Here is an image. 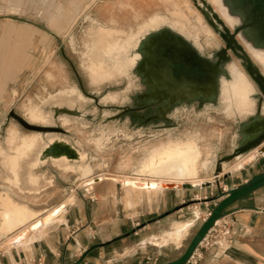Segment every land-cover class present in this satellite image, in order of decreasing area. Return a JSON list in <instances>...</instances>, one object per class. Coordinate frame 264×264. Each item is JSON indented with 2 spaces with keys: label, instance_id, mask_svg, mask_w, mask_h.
<instances>
[{
  "label": "rangeland",
  "instance_id": "rangeland-1",
  "mask_svg": "<svg viewBox=\"0 0 264 264\" xmlns=\"http://www.w3.org/2000/svg\"><path fill=\"white\" fill-rule=\"evenodd\" d=\"M101 1L102 19L99 18ZM171 1H174L173 5ZM200 8H204L200 0H0V41L5 29L11 25H22L28 30L22 39L25 57L20 66L12 75L8 74L4 78L0 76V151H13L7 144L11 145L17 140L18 131L21 134L37 131L23 127L9 116V111L12 110L32 124L62 128V131L40 132H55L74 148L85 153L82 159L84 163L77 166L59 164V167L47 158L30 169L28 162L40 148L37 144L20 161L17 185L10 182L16 180L15 176L14 179L9 178L12 172L2 159L7 157V163L13 166L14 158L0 153V192L9 190L21 203L57 200V203L66 204L78 194L95 200L98 196L97 188L102 187V214H135L137 205L147 208L152 196L156 194L142 191V196L129 200L121 184L114 182L113 178L155 179L152 175L151 177L148 173L139 171L140 166L168 146L184 140L196 142L200 149L202 167L198 169V177L210 176L216 159L230 152L235 146L239 124L250 114H226L219 101L217 87L214 102L177 103L166 111L168 121L159 118L146 121L141 117L134 118V110L141 116L150 113V107L140 105L142 97L138 95L144 93L145 85L135 73L134 66L127 68L125 74L111 78L115 74L113 68L105 67L102 60L95 62L88 59L103 57L106 63H110L107 55L94 49L95 33L102 37L105 53L114 54L125 49L128 41L121 38L135 32L142 21L163 18H171L172 21L185 20V28L190 31L189 34L172 27L167 21L161 22L158 28L176 34L180 31L183 36L178 35L185 38L199 53L213 55L222 47L223 41L206 21ZM200 15L211 33L202 29ZM150 32H156V29H150ZM144 34L142 32L137 35L138 39ZM115 35L121 40L119 37L114 39ZM194 36L201 43V49L194 45ZM10 40L13 41V37ZM135 51H138L136 46L130 47L126 56L131 57ZM229 56L223 64L224 67L235 63L252 81L244 70L242 61L230 51ZM221 76L229 78L228 75L220 73L217 79ZM252 83L255 88L252 94L254 97L259 91L253 81ZM72 87L85 97L77 99L75 92L66 94L75 98L76 102H81L77 114L71 112L73 107L54 103L59 91H71ZM107 93H115V99L102 100L101 97ZM36 108L42 110V114H37ZM62 108L64 111L60 110ZM62 115L68 117L69 121L62 123ZM47 116L51 119L50 123L46 122ZM42 135L45 138L46 133ZM24 139L22 137L23 141ZM14 150L21 149L17 146ZM30 171L38 174L37 185L28 180ZM87 184H91L93 189L87 191ZM211 195L213 194L209 192L202 199H185L179 207H189V212H192L194 205H197L201 210L198 203L208 202L206 198ZM212 207L213 203L202 208L204 210L203 214H199L200 221ZM26 228L28 227H22L17 233L25 232ZM190 238L189 234L184 245ZM149 247L153 253L160 249V254L156 258L147 259L142 254H137L134 249L113 256L106 253L102 257V264L166 262L178 252L169 248L162 251L159 246ZM1 253L0 262L8 263ZM37 261L21 264H37Z\"/></svg>",
  "mask_w": 264,
  "mask_h": 264
},
{
  "label": "crops",
  "instance_id": "crops-1",
  "mask_svg": "<svg viewBox=\"0 0 264 264\" xmlns=\"http://www.w3.org/2000/svg\"><path fill=\"white\" fill-rule=\"evenodd\" d=\"M100 11L99 18L102 19V1L100 2ZM165 21L183 33H190L185 28V20L172 21L171 18H163L150 22H145L144 20L138 25L135 32H130L126 35L128 38H121L127 39L128 45L120 52L126 53L130 47L135 46L142 38L138 39L137 35L142 32L147 33L150 29L158 28L160 23ZM200 24L203 25L202 29L205 32L210 31L204 25L203 20ZM27 32L28 30L22 25H11L5 29V33L0 41V76H3V78L8 74L12 75L24 59L25 46L22 39L27 35ZM94 35L96 38L93 46L94 49L101 50L103 55L114 57L112 53L107 54L103 50L102 37L96 33ZM11 37H13V41L10 40ZM118 37V35H115L114 39ZM194 40L198 41L196 36H194ZM101 58L104 59L103 57L95 59L99 61ZM88 59H92V57ZM66 94H70L68 89L59 91L58 95L67 97ZM253 98H257L256 101L254 100L253 105L255 112L253 110L250 111L247 107L248 105L237 103L238 100L236 98L232 99V97H230L227 103L222 105L223 111L225 110L224 112L228 115H232L233 113L241 116L250 114L248 118L242 121L248 122L257 114V104L259 102L258 93ZM260 101L262 107L259 115H264V99ZM54 102H56V99ZM41 111L36 108L37 114H42ZM22 137H25L24 141ZM26 137H28L27 140ZM41 142H43V137H39L36 132L21 134L18 131L17 140L11 145L7 144L8 148L13 150L12 152L7 153L1 146L3 149L1 151L2 155H8L14 158L13 166L7 163V157L2 158L6 161L4 165L12 172V176L9 178L14 179L13 171L18 176L17 170H19L20 161ZM263 143L264 141L261 144ZM17 146L19 150L21 149L20 151L14 150ZM254 151L256 149L241 154L227 163L233 164L238 159H243ZM254 154L251 160L247 161L240 168L232 171H227L230 168L227 165L226 168H223V171L230 174L226 179L220 181L219 187L222 190L236 187L264 170V152L257 153L256 151ZM56 164L59 166L58 163ZM213 166L210 171V176L199 178L198 180H201V182L213 181ZM97 192L98 196L95 200H90L88 196L84 195H74L72 201L66 203L65 209L44 228L42 233L38 232L31 241L24 244L26 245L25 247L18 245L8 250H0L2 257L5 256L8 262L18 261L21 263H30L39 260L42 264H70L83 252H86L82 264H102L104 254L109 253L112 256L125 254L132 249L147 259L156 258L160 254V249L156 253H153L154 251L149 249L151 245L152 247L159 246V248H162V251L168 248L178 250L176 255L168 259L169 261L179 256L188 243L184 245L187 236L189 234L192 236L202 223L196 214L193 216L186 215L192 214L194 210H200L197 205H194L192 212H189V207L179 206L185 202V199H202L209 192L214 194L216 189L214 184L210 187L163 188L156 196H152V200L149 201L147 208L143 209L137 205L138 208L135 214H102V187L97 188ZM59 203H57V200H47L40 203H21L16 201V204H23L35 210L38 216ZM212 203V201L198 203L201 208L200 214H203L204 209L202 208ZM222 216L229 218L234 224L233 241L231 244L223 242L204 250L203 258L199 264H264V185L235 199L223 210ZM21 226L23 225L12 229L6 235L9 234V236H12L16 234L19 232ZM176 226L183 228L181 229V236L177 240H169L168 244L165 245H159L153 242V237L161 240V238L167 236V232ZM6 235L0 239V242ZM181 247L183 249H180Z\"/></svg>",
  "mask_w": 264,
  "mask_h": 264
},
{
  "label": "bare ground",
  "instance_id": "bare-ground-1",
  "mask_svg": "<svg viewBox=\"0 0 264 264\" xmlns=\"http://www.w3.org/2000/svg\"><path fill=\"white\" fill-rule=\"evenodd\" d=\"M206 1L214 8L216 13L220 16V18L223 20L227 27L231 28L238 22L239 15L229 10L227 2L225 0ZM173 2L174 1H171L172 5ZM155 29L156 31L161 30V28ZM207 33H211V30L207 31ZM149 34V32L145 33V36H142V38L135 44L136 49H138V51L135 52L132 61H135L137 65L140 62H143V59H139L141 55L140 51L144 52V54L146 55L149 49L151 48V37L149 38ZM177 34L183 36V34H181L180 32H177ZM236 38L240 41L252 61L259 66L261 72L264 74V46H261V44L259 45L254 42L248 30L241 31L236 36ZM195 41L196 40H194V45L197 46V48L201 49V43L199 41H196V43ZM91 60L95 62L98 61V59ZM100 60H102V58ZM222 68L225 73H227L229 78L226 79L225 77L221 76L220 79H217V87H219V101L221 105L227 103L230 100V97H232V99L236 98L238 100L237 103L248 105V109L252 111L254 109V98L252 97V94L255 89L252 81L247 77L244 71L241 70L235 63H229L226 67L222 65ZM221 75L225 76L224 73H221ZM146 84L148 86L145 87L146 92L144 93V95L142 94L139 97H142L146 100L156 97V91L153 87L152 82L149 80V82L146 81ZM195 96H197L195 93H190L187 95L188 99ZM63 97L64 96L62 95H58L57 97H55L56 102L54 103L63 105L70 104L72 98L68 96L64 98ZM201 98L205 102H214V90L204 93ZM72 106L73 111L71 112L77 114L76 104L72 103ZM161 109L162 111L165 110L162 106L157 107V110L159 112H161ZM46 122H51L49 116H47ZM32 132H36L39 137H43V133H46V135L45 138L43 137V142L39 144V150L28 162V164L30 165V169L44 162L47 158H50L55 164L58 162L61 164H69L71 162L70 164H74L77 166L83 163L82 159H84L85 153L74 148L64 138L59 137L57 133L40 131ZM240 137L241 135L237 134L236 139L238 140ZM254 152L250 153L247 157H244L243 159H238L233 164L224 162L222 164V172H225L223 171V165H227L230 167L227 171L237 169L244 162L250 160ZM0 153L2 154L1 151ZM200 156L201 152L197 143L187 142L186 140H184V142L174 143L168 146L161 154H158L157 156H154L153 158L149 159L147 162L143 163L139 168V171L146 172L150 176L152 175L155 179L165 180L145 178L143 179L140 177H114L113 180L114 182H119L121 184L129 200L132 199V197L141 195L142 191L148 194L151 192L157 194L163 189L160 186L163 182L200 183L201 180H198V169L200 166L202 167V159H199ZM78 161L80 162L78 163ZM13 174L16 180H10V182L17 185L19 184V176H17L15 172H13ZM27 177L31 184H38V174L30 171ZM87 186V191H90L92 185L87 184ZM16 201L17 200L15 199V197H13L9 193V190L0 192V239L9 231L20 225L23 226H21L19 229L25 226H27L28 228H26L25 232L23 233H16L12 236H9V234L6 235L5 238H3V240H1L0 242V250H8L13 246L18 245H23L25 247L26 245L24 244L26 242L31 241V239H33L38 234V232L42 233L44 228L48 224H50L53 219H55V217L59 215V213L62 212L66 207V204L60 203L38 216L35 210L23 204H16ZM193 214H196L197 217H199L200 210H194ZM31 218L33 219L30 220ZM181 229L183 228L180 226H176L174 229L167 232V236L161 238V240H157L154 237L152 240L154 243H158L159 245L168 244L169 240L175 241L181 236Z\"/></svg>",
  "mask_w": 264,
  "mask_h": 264
},
{
  "label": "flooded vegetation",
  "instance_id": "flooded-vegetation-1",
  "mask_svg": "<svg viewBox=\"0 0 264 264\" xmlns=\"http://www.w3.org/2000/svg\"><path fill=\"white\" fill-rule=\"evenodd\" d=\"M225 1L227 2L229 10L239 15V20L235 25L243 23L253 41L264 46V0ZM151 40L154 42L153 46L146 55L143 52V54L140 55L141 57H139L140 60L143 59V65L142 62L137 65L135 61H132L135 52L131 57L126 56L127 52L114 53V57H109V64L105 62V59H102L105 67L113 68L115 74L111 78L125 74L127 68L134 66L135 73L141 77L145 87H148L146 81L149 82L150 80L152 82L156 91V97L148 100L141 98L142 102L140 103L141 106L150 107V113L146 116H143V114L141 116L134 110V118L141 117L144 121L156 119L155 117L150 118L149 116L157 114L165 115L166 111L171 106L182 101L205 102L202 100L201 96L208 91L214 90L215 95L218 74L212 70L204 76L203 70L200 69L198 65L199 62H203V58L205 57L213 60L214 54L206 56L199 53L196 48L192 49L194 46L191 48V46L175 38V36L167 30H162L160 33L153 36ZM157 40L159 43H155ZM73 92L76 93L75 98H85L75 87L71 88L70 93ZM145 92L146 89L144 88V93ZM144 93L142 94L144 95ZM190 93H195L197 96L188 99L187 95ZM115 97V93H107L103 95L101 99L114 100ZM70 98L72 99L70 104H68L69 107H73L72 103H74L76 104L77 110L81 102H76V99L73 97ZM158 106L164 107L165 110L162 111L161 109V112H159L157 110ZM136 107L138 106L136 105ZM67 121H69V118L62 115V123ZM58 164L61 165L59 162Z\"/></svg>",
  "mask_w": 264,
  "mask_h": 264
},
{
  "label": "water",
  "instance_id": "water-1",
  "mask_svg": "<svg viewBox=\"0 0 264 264\" xmlns=\"http://www.w3.org/2000/svg\"><path fill=\"white\" fill-rule=\"evenodd\" d=\"M200 2L203 5V9L200 8L199 10L202 12L204 18L206 21L212 26L214 30L217 31L218 35L223 41V45L220 49L215 51L214 53V59L210 60L208 58H203V62H199V68L203 70L204 76L207 75L210 71H214L217 74L225 73V71L222 68V65L229 59V51L232 52L235 56H237L242 61V66L244 70L247 72L249 77L252 79L256 87L258 88V98L259 102L257 104V114L253 116L250 121L248 122H242L240 124V127L238 129V134L241 135V137L237 140L236 144L231 150V152L224 154L222 156H219L213 166V181H205L200 183H189V182H181V183H175V182H163L161 183L162 188H193L196 186H202V187H210L213 184L215 185L216 192L215 194L209 196L206 198L207 201L213 202V207L210 210L209 215L202 221L197 231L191 236L189 239L187 245L183 249V251L174 259H171L166 262H151V261H145L142 263H136V264H183L187 257L190 255V253L193 251L195 246L198 244V242L202 239L204 234L207 232V230L213 225V222L217 219H219L222 216L223 210L235 199L238 197L244 195L245 193L255 190L258 187L264 185V170L260 172L259 174H256L252 176L249 180H247L244 183H240L236 187H230L227 189L222 190L219 187L220 181L226 179L230 173L228 172H222V164L224 162H229L230 160L238 157L241 154L247 153L250 150L256 149L257 153H263L264 152V115H259L260 109L262 107L261 101L264 99V74L260 71V69L254 64L242 44L238 41L236 36L241 32L246 30V27L243 23L234 25L231 27H227L223 20L220 18V16L216 13L214 8L208 4L206 0H200ZM166 30V29H165ZM160 31L156 32H150L149 38L157 35L160 33ZM168 32H171L167 30ZM175 36V38H178L182 42L187 43L191 48L193 47L185 38H182L180 35L171 32ZM151 47L153 46L154 42L150 39ZM155 43H159L157 40ZM194 49V47L192 48ZM140 53L143 54L142 51ZM144 61L142 62L143 65ZM63 110L64 109H60ZM58 111V109H56ZM9 116H12L14 119L17 120L23 127L31 130H37V131H62V128L57 126H50V125H38V124H32L26 120H24L20 115L16 114L14 111H9ZM150 118L155 117L159 119L168 120V117L165 115H152L149 116ZM146 120V119H145ZM261 145V146H259ZM259 146V148H257ZM255 154H252L251 158ZM251 160V159H250ZM249 161V160H247ZM244 162L242 165L247 163ZM241 165V166H242ZM239 166L238 168H240ZM86 255V252H83L74 262L70 264H82V261Z\"/></svg>",
  "mask_w": 264,
  "mask_h": 264
},
{
  "label": "built area",
  "instance_id": "built-area-1",
  "mask_svg": "<svg viewBox=\"0 0 264 264\" xmlns=\"http://www.w3.org/2000/svg\"><path fill=\"white\" fill-rule=\"evenodd\" d=\"M209 213L210 211H207L203 215L202 221L209 215ZM233 234V222L229 218L221 216L213 222V225L207 230L183 264H199L203 258L204 250L210 249L211 247L223 242L231 244L233 241ZM0 264H21V262H0ZM37 264H42V262L38 260Z\"/></svg>",
  "mask_w": 264,
  "mask_h": 264
}]
</instances>
